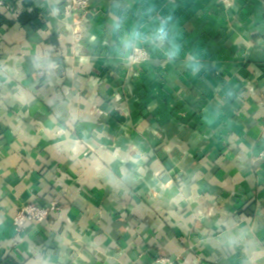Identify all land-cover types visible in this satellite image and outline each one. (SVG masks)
Returning a JSON list of instances; mask_svg holds the SVG:
<instances>
[{
  "label": "crops",
  "instance_id": "obj_1",
  "mask_svg": "<svg viewBox=\"0 0 264 264\" xmlns=\"http://www.w3.org/2000/svg\"><path fill=\"white\" fill-rule=\"evenodd\" d=\"M89 2L0 0V264H264V0Z\"/></svg>",
  "mask_w": 264,
  "mask_h": 264
},
{
  "label": "built area",
  "instance_id": "obj_2",
  "mask_svg": "<svg viewBox=\"0 0 264 264\" xmlns=\"http://www.w3.org/2000/svg\"><path fill=\"white\" fill-rule=\"evenodd\" d=\"M90 9L89 0H64V10L67 15L70 14H85ZM16 13H14L15 15ZM74 38L79 40L81 38V21L76 19L73 22ZM148 59V52L142 47L134 49L133 54L129 57L131 64H138ZM58 210L56 202H52L48 206H37L33 204H26L22 206L13 220V224L17 234H23L26 230V225L29 222L39 224L46 223L50 217L51 212ZM157 264H174V260L170 257H162Z\"/></svg>",
  "mask_w": 264,
  "mask_h": 264
},
{
  "label": "clouds",
  "instance_id": "obj_3",
  "mask_svg": "<svg viewBox=\"0 0 264 264\" xmlns=\"http://www.w3.org/2000/svg\"><path fill=\"white\" fill-rule=\"evenodd\" d=\"M167 24V20H162L158 27L153 29L149 35H146L137 25L125 28L123 17H117L113 24V31L118 35V50L128 52L129 50L137 48L142 42L151 41L158 45H169L167 55L169 59H174L178 54L179 46L170 37ZM121 32H123L122 35ZM132 159L133 161L139 159V153H136Z\"/></svg>",
  "mask_w": 264,
  "mask_h": 264
},
{
  "label": "trees",
  "instance_id": "obj_4",
  "mask_svg": "<svg viewBox=\"0 0 264 264\" xmlns=\"http://www.w3.org/2000/svg\"><path fill=\"white\" fill-rule=\"evenodd\" d=\"M30 21H32V20H30ZM36 21V20H35Z\"/></svg>",
  "mask_w": 264,
  "mask_h": 264
}]
</instances>
